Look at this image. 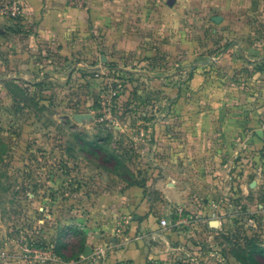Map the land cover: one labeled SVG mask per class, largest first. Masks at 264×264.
<instances>
[{"label": "rangeland", "instance_id": "rangeland-1", "mask_svg": "<svg viewBox=\"0 0 264 264\" xmlns=\"http://www.w3.org/2000/svg\"><path fill=\"white\" fill-rule=\"evenodd\" d=\"M4 41L0 35V264H133L116 252L122 233L143 238L146 264H252L246 257L254 253L264 264V179L243 194L224 190L218 202L200 188L188 208L179 200L166 209L151 190L158 225L133 235L106 201L118 183L146 188L177 177L181 162L164 137L180 121L183 80L198 67L191 48L165 51L156 39L154 58L114 49L89 69L79 53L67 63L59 51L46 56L23 40ZM231 77L229 90L247 87L249 100L261 102L258 79ZM86 229L98 232L93 243Z\"/></svg>", "mask_w": 264, "mask_h": 264}, {"label": "crops", "instance_id": "crops-1", "mask_svg": "<svg viewBox=\"0 0 264 264\" xmlns=\"http://www.w3.org/2000/svg\"><path fill=\"white\" fill-rule=\"evenodd\" d=\"M14 1L22 4L19 17L0 12L4 42L23 40L46 56L59 51L67 63L79 53L89 69H98L114 49L131 48L154 58L156 39L165 51L191 48L198 56V67L178 91V126L169 125L164 137L166 149L181 162L177 177L148 181L147 189L118 183L115 196L106 200L112 212L123 211L130 235L158 225L151 190L162 196L166 209L179 200L188 208L200 188L218 202L224 190L243 194L264 179V0H87L79 8L66 0H0V7ZM242 75L258 79L261 102L249 100L247 87L229 90L226 79L239 81ZM228 91L233 99L225 102ZM162 221L168 223L165 216ZM83 233L88 243L97 240L98 232ZM121 235L115 239L120 259L146 264L143 238Z\"/></svg>", "mask_w": 264, "mask_h": 264}, {"label": "built area", "instance_id": "built-area-1", "mask_svg": "<svg viewBox=\"0 0 264 264\" xmlns=\"http://www.w3.org/2000/svg\"><path fill=\"white\" fill-rule=\"evenodd\" d=\"M70 7H84L87 0H66ZM2 12L13 18H17L22 14V4L19 1H14L4 5ZM162 225H167L166 221H162Z\"/></svg>", "mask_w": 264, "mask_h": 264}, {"label": "trees", "instance_id": "trees-1", "mask_svg": "<svg viewBox=\"0 0 264 264\" xmlns=\"http://www.w3.org/2000/svg\"><path fill=\"white\" fill-rule=\"evenodd\" d=\"M257 254L254 253V254H250L249 256L246 257V259L250 260V262L252 264H258L259 262L257 261V258H256Z\"/></svg>", "mask_w": 264, "mask_h": 264}, {"label": "water", "instance_id": "water-1", "mask_svg": "<svg viewBox=\"0 0 264 264\" xmlns=\"http://www.w3.org/2000/svg\"><path fill=\"white\" fill-rule=\"evenodd\" d=\"M78 119H80V118L78 117ZM259 134H260V133H259ZM211 223H213V222H211ZM91 254H92V248L89 247V246H87V247L85 248L84 255H85V256H89V255H91Z\"/></svg>", "mask_w": 264, "mask_h": 264}]
</instances>
